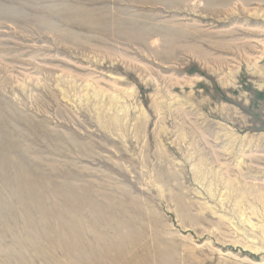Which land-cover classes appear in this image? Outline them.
I'll list each match as a JSON object with an SVG mask.
<instances>
[{
  "label": "rangeland",
  "instance_id": "rangeland-1",
  "mask_svg": "<svg viewBox=\"0 0 264 264\" xmlns=\"http://www.w3.org/2000/svg\"><path fill=\"white\" fill-rule=\"evenodd\" d=\"M0 264H264V0H0Z\"/></svg>",
  "mask_w": 264,
  "mask_h": 264
}]
</instances>
